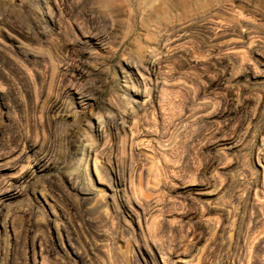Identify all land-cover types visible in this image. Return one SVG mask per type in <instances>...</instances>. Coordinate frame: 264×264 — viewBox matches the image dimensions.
Returning a JSON list of instances; mask_svg holds the SVG:
<instances>
[{"label":"rangeland","instance_id":"rangeland-1","mask_svg":"<svg viewBox=\"0 0 264 264\" xmlns=\"http://www.w3.org/2000/svg\"><path fill=\"white\" fill-rule=\"evenodd\" d=\"M0 264H264V0H0Z\"/></svg>","mask_w":264,"mask_h":264},{"label":"bare ground","instance_id":"bare-ground-1","mask_svg":"<svg viewBox=\"0 0 264 264\" xmlns=\"http://www.w3.org/2000/svg\"><path fill=\"white\" fill-rule=\"evenodd\" d=\"M104 2H106L107 4H110V0H103Z\"/></svg>","mask_w":264,"mask_h":264}]
</instances>
